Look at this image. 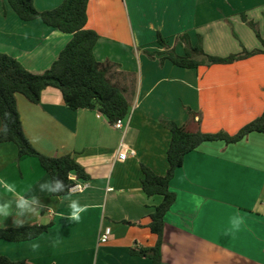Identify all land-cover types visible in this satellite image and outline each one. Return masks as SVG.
<instances>
[{
    "label": "crops",
    "instance_id": "0c3cea01",
    "mask_svg": "<svg viewBox=\"0 0 264 264\" xmlns=\"http://www.w3.org/2000/svg\"><path fill=\"white\" fill-rule=\"evenodd\" d=\"M33 1L43 12L64 0ZM87 13L86 28L100 36L95 57L118 64L108 77L125 89L130 114L118 130L97 110L69 109L57 88L43 90L37 104L17 94L32 146L50 157L71 155L91 179L85 191L56 197L37 158L0 143V227L51 225L31 241L0 239V255L31 264H153L131 249L158 241L148 225L162 197L147 196L142 180L143 165L163 176L169 168L171 132L161 120L191 132L236 134L264 112V54L184 69L147 52L163 50L160 33L183 55L175 39L186 32L193 44L201 36L214 56L261 49L241 14L264 36V0H89ZM72 37L41 19L21 20L0 0V52L28 71H47ZM123 146L135 155L120 160ZM170 189L176 200L165 217L162 264H264V132L233 144L203 143L185 156ZM73 201L87 209L79 221L71 219Z\"/></svg>",
    "mask_w": 264,
    "mask_h": 264
},
{
    "label": "trees",
    "instance_id": "16d2710c",
    "mask_svg": "<svg viewBox=\"0 0 264 264\" xmlns=\"http://www.w3.org/2000/svg\"><path fill=\"white\" fill-rule=\"evenodd\" d=\"M13 11L25 22L41 19L44 24L61 32L72 34L71 41L65 46L52 66L41 74L28 71L17 59L0 52V119L2 129L0 143L12 142L18 148V154L37 158L43 169L51 176L53 195L56 197L70 194L74 180L89 181L90 175L71 155L50 157L36 150L26 137L19 111L17 94L23 95L32 103H39L43 90L54 87L59 89L69 109L97 110L111 123L126 120L130 114V103L123 87L113 83L108 75L118 69L115 63H100L95 57V46L100 36L86 28L88 22L89 0H64L52 10L38 11L33 0H8ZM241 18L255 33L263 48L220 57L208 54L199 36L196 44L191 42L189 33L176 37V43L184 47V54L171 48L167 39L160 33L157 36L162 51L147 52L154 58L159 56L161 63L169 60L173 65L184 69H196L200 66L233 64L255 55L264 54V36L258 24L250 20L245 13ZM123 74V72H122ZM124 75V74H123ZM161 124L171 132V144L167 152L169 168L167 173L158 175L143 165L144 178L142 188L149 196H161L162 202L150 214L148 225L152 233L158 236L154 247L131 249V254L149 258L153 264H162V243L165 217L176 200L170 189V183L178 168L182 167L185 156L206 142L224 141L226 144L238 143L254 132H264V112L261 116L242 127L236 134L224 131L217 133L191 132L171 120H161ZM129 223V222H125ZM51 225L31 224L22 227H0V239L9 242L31 241L49 231ZM0 264H31L27 261H13L0 255Z\"/></svg>",
    "mask_w": 264,
    "mask_h": 264
},
{
    "label": "built area",
    "instance_id": "2783aa9c",
    "mask_svg": "<svg viewBox=\"0 0 264 264\" xmlns=\"http://www.w3.org/2000/svg\"><path fill=\"white\" fill-rule=\"evenodd\" d=\"M113 127L122 130L124 128V120L120 119L116 122L112 123ZM135 151L132 149H126L125 146L121 147V150L119 152V159L125 160L127 156H134ZM89 181H81V180H74V184L71 188L72 193H81L85 191L89 187ZM110 235V230L106 229L105 232L101 235L100 242L106 243L108 241Z\"/></svg>",
    "mask_w": 264,
    "mask_h": 264
},
{
    "label": "clouds",
    "instance_id": "9594fccd",
    "mask_svg": "<svg viewBox=\"0 0 264 264\" xmlns=\"http://www.w3.org/2000/svg\"><path fill=\"white\" fill-rule=\"evenodd\" d=\"M24 203H25L24 201H21V206H23ZM70 207L72 209L71 219L76 220V221L80 220V218H81L80 213L85 212L87 210L86 206H81L76 201H73L70 204ZM240 222L241 221L236 220V221H234V224L238 227Z\"/></svg>",
    "mask_w": 264,
    "mask_h": 264
}]
</instances>
